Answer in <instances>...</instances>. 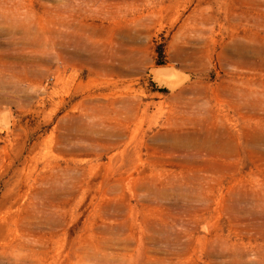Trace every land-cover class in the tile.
<instances>
[{
    "label": "rangeland",
    "instance_id": "rangeland-1",
    "mask_svg": "<svg viewBox=\"0 0 264 264\" xmlns=\"http://www.w3.org/2000/svg\"><path fill=\"white\" fill-rule=\"evenodd\" d=\"M0 264H264V0H0Z\"/></svg>",
    "mask_w": 264,
    "mask_h": 264
},
{
    "label": "water",
    "instance_id": "water-1",
    "mask_svg": "<svg viewBox=\"0 0 264 264\" xmlns=\"http://www.w3.org/2000/svg\"><path fill=\"white\" fill-rule=\"evenodd\" d=\"M155 75L158 77H173L176 73L173 69L168 67H157L154 71Z\"/></svg>",
    "mask_w": 264,
    "mask_h": 264
},
{
    "label": "bare ground",
    "instance_id": "bare-ground-1",
    "mask_svg": "<svg viewBox=\"0 0 264 264\" xmlns=\"http://www.w3.org/2000/svg\"><path fill=\"white\" fill-rule=\"evenodd\" d=\"M178 79V78H177Z\"/></svg>",
    "mask_w": 264,
    "mask_h": 264
}]
</instances>
